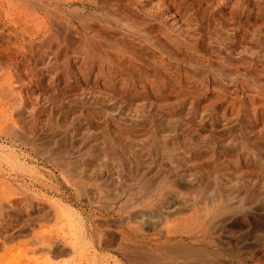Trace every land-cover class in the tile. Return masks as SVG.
<instances>
[{
	"label": "rangeland",
	"instance_id": "374dc122",
	"mask_svg": "<svg viewBox=\"0 0 264 264\" xmlns=\"http://www.w3.org/2000/svg\"><path fill=\"white\" fill-rule=\"evenodd\" d=\"M0 259L264 264V0H0Z\"/></svg>",
	"mask_w": 264,
	"mask_h": 264
},
{
	"label": "bare ground",
	"instance_id": "6f19581e",
	"mask_svg": "<svg viewBox=\"0 0 264 264\" xmlns=\"http://www.w3.org/2000/svg\"><path fill=\"white\" fill-rule=\"evenodd\" d=\"M25 4H27V3H25ZM50 5H51V4H50ZM57 7H58V5H57ZM56 10H57V9H56ZM52 13H53V12H52ZM53 14H54V13H53ZM56 14H57V13H56ZM62 21H63V20H62ZM63 24H64V23H63ZM48 32H49V31H48ZM66 44H67V43H66ZM66 44H65V45H66ZM62 51H63V50H62ZM7 187H8V186H7ZM1 192H2V191H1ZM40 233H41V232H40ZM41 234H42V233H41ZM37 236H39V235H37ZM39 237H43V236H39ZM39 239H40V238H39ZM39 239H38V240H39ZM48 240H49V239H48ZM26 242H27V241H26ZM33 242H34V241H33ZM33 242H32V243H33ZM44 242H46V241H44ZM46 243H48V242H46ZM49 243H50V242H49ZM52 243H53V241H52ZM27 244H28V243H27ZM40 244H44V243H40ZM17 245H18V249H19V246H20V245H19V244H17ZM31 245H32V244H31ZM34 245H35V244H34ZM48 245H49V244H48ZM25 246H26V245H25ZM45 246H47V245H45ZM15 247H16V245H15ZM38 247H39V246H38ZM21 248H22V247H21ZM45 248H46V247H45ZM45 248H44V249H45ZM11 250L13 251V249H11ZM11 250H9V251H10V254H15V253H17V252L12 253ZM15 250H16V248H15ZM20 250H21V249H20ZM22 250H23V248H22ZM38 250H39V249H38ZM45 250H46V249H45ZM5 251H7V250H5ZM16 251L20 252L19 250H16ZM28 251H29V250H28ZM30 251H31V250H30ZM50 251H51V250H50ZM53 251H54V250H53ZM62 251H63V250H62ZM31 252H32V251H31ZM6 253H7V252H6ZM27 253H28V252H27ZM54 253H55V252H54ZM17 254H18V253H17ZM3 255H4V254H3ZM3 255H1V258H2ZM8 255H9V254H8ZM8 255H5L6 259H7V256H8ZM26 255H27V254L25 253V256H26ZM31 255H32V254H31ZM56 255H57V254H56ZM29 256H30V255H29ZM32 256H34V255H32ZM3 257H4V256H3ZM9 257H10V256H9ZM9 257H8V258H9ZM17 257H18V256H17ZM34 257H35V256H34ZM34 257H33V258H34ZM10 258H14V255H13L12 257H10ZM25 258H26V257H25ZM27 258H28V257H27ZM30 258H31V256H30ZM30 258H29V259H30ZM33 258H32V260H33ZM0 260H1V259H0ZM7 260H8V259H7ZM10 261H11V260H10ZM10 261H9V262H10ZM22 261H23V259H22ZM0 262H1V261H0ZM4 262H5V261H4ZM7 263H8V262H7ZM10 263H11V262H10ZM25 263H26V262H25ZM27 263H28V262H27ZM4 264H5V263H4Z\"/></svg>",
	"mask_w": 264,
	"mask_h": 264
}]
</instances>
